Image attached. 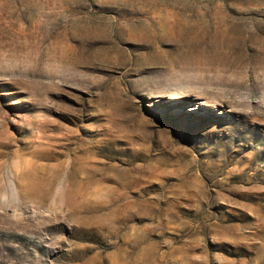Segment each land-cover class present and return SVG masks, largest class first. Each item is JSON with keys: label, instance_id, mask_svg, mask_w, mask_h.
Listing matches in <instances>:
<instances>
[{"label": "rangeland", "instance_id": "1", "mask_svg": "<svg viewBox=\"0 0 264 264\" xmlns=\"http://www.w3.org/2000/svg\"><path fill=\"white\" fill-rule=\"evenodd\" d=\"M7 263L264 264V0H0Z\"/></svg>", "mask_w": 264, "mask_h": 264}, {"label": "bare ground", "instance_id": "2", "mask_svg": "<svg viewBox=\"0 0 264 264\" xmlns=\"http://www.w3.org/2000/svg\"><path fill=\"white\" fill-rule=\"evenodd\" d=\"M14 171V170H13ZM17 171V170H16ZM18 172V171H17ZM20 172V171H19ZM29 172L30 171H27V172H21V174L19 175V177H20V179H24V180H29V178H32V180H31V182H26L25 184H24V189H25V192L27 193V194H29V195H34V196H37L36 198L37 199H39L38 198V196L39 195H41L42 194V187L39 185V184H37V182H39V181H35V177L34 176H30V175H25V174H29ZM14 174V173H13ZM19 174V173H18ZM17 174V175H18ZM42 174H40V176H41ZM44 176V175H43ZM14 177V176H13ZM13 177H11V178H13ZM18 177V176H17ZM18 177V178H19ZM39 177V176H38ZM38 177H36V178H38ZM41 178H42V176H41ZM41 178H40V181H41ZM19 179V180H20ZM39 179V178H38ZM14 180V179H13ZM49 180V179H48ZM16 181V180H15ZM17 181H18V179H17ZM47 181V180H46ZM19 183H20V181H18ZM17 182V183H18ZM45 182V181H44ZM4 183H6V182H4ZM15 183V182H14ZM18 183V184H19ZM46 183H48V182H46ZM52 183H54V182H52ZM61 183V182H60ZM18 184H17V188H22V184H20V185H22V186H18ZM43 184V183H42ZM45 184V183H44ZM48 184H50V183H48ZM65 184V183H64ZM46 185V184H45ZM44 185V186H45ZM52 185V184H51ZM51 185H49L50 186V188H52L51 187ZM60 185V184H59ZM61 185H62V183H61ZM67 185V184H66ZM65 185V186H66ZM7 186H10V185H7ZM49 186H45L46 187V189L49 187ZM13 187V186H12ZM45 189V190H46ZM61 189H62V186H61ZM48 190H49V188H48ZM55 190H57V188L55 187ZM60 190V189H59ZM63 190V189H62ZM50 191H52V190H50ZM43 195V194H42ZM41 195V196H42ZM70 195V194H69ZM53 196H54V192H53ZM51 197H52V195H51ZM55 197V196H54ZM74 197V196H73ZM44 199V198H43ZM43 199H42V197H41V200H39V201H37V202H34L35 204H42L44 201H43ZM35 200V199H34ZM75 201V198H74V200H73V202ZM75 204V203H74ZM76 205V204H75ZM78 206V205H77ZM65 207H67V206H65ZM72 207V206H71ZM71 207H70V209H71ZM74 207V206H73ZM72 207V208H73ZM76 207V206H75ZM68 212V211H67ZM9 263V262H8ZM7 263V264H8Z\"/></svg>", "mask_w": 264, "mask_h": 264}]
</instances>
